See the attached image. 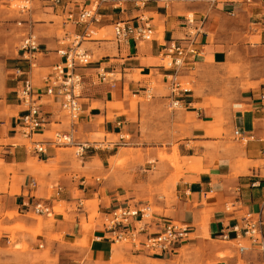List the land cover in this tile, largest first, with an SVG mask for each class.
<instances>
[{
  "label": "crops",
  "instance_id": "1",
  "mask_svg": "<svg viewBox=\"0 0 264 264\" xmlns=\"http://www.w3.org/2000/svg\"><path fill=\"white\" fill-rule=\"evenodd\" d=\"M118 1L116 6H105L100 11L101 21L93 25L100 31L107 30L110 38L102 39L95 34L94 40L89 39L84 28L80 30L82 27L65 22L66 16L60 9L57 13L63 19V38L53 33L46 23L34 24L31 28V33L39 34L40 45L35 54V67L30 71L36 94L43 92L45 79L51 75L53 67L64 61L60 51L76 45L91 56L88 66L76 70L84 78L85 89L83 114L72 133L73 145L55 147L49 144L55 133L70 128L59 102L47 96H41L45 123L35 137L45 143L46 153H34L21 143L18 123L24 108L16 92L25 79L21 73L29 72V62L21 48L5 49L3 39L0 40V249L10 244L12 231L8 229L22 227L23 231L16 232L17 242L30 245V264H33V247H55L83 240V219L89 223L94 210L99 218L95 217L88 228L91 231L88 246L76 252L82 264H116L121 256L117 250L123 251L121 264H264L261 252V239L264 238V83L243 92L233 102L232 139L208 134L214 131L210 122L216 110L199 108L203 103L201 97L190 92L166 96L154 94L151 89L152 83L170 85L168 79L172 72L160 67L163 46L186 39L190 34L196 37L201 53L196 66L214 67L227 63L231 53L248 45L247 40L240 39L241 35L252 31L249 24L258 25L254 21L261 18L262 13L256 14L252 7L260 5L259 1H253L254 4L246 0H172L169 4L161 0ZM63 2L75 12L87 4L86 0ZM44 3L52 7L49 1L44 0ZM188 17L193 18L192 24ZM143 20H148L155 31L151 40L120 42L112 34L117 23L142 24ZM238 29L246 30L235 40L232 32ZM73 36L75 41L71 42ZM260 39L264 44V35ZM66 41L70 44L64 45ZM45 70L50 73L46 74ZM134 98L146 101L137 102L133 107ZM169 102H178L192 120V139L178 142L180 155L177 154L181 161H189L185 168L189 171L178 179L175 177L168 185L171 196L167 200L160 196L161 187L169 176L172 178L173 169L159 160L156 148L150 150L142 144L141 133L154 112ZM177 114H173L174 120ZM236 130L242 133L243 139H235ZM47 133L52 136L46 137ZM98 134L105 135L103 140L97 139ZM116 137L118 141H114ZM129 137L132 149L143 148V157L128 151L130 148L122 151L121 144L127 143ZM190 143L198 145L189 148ZM72 148L78 150L76 157L68 151ZM121 155L135 156L128 161L129 172L125 176L117 168L114 173L110 172L107 166ZM141 162H144L146 174L140 173ZM32 181L37 182L35 188ZM95 201H98L97 206L92 203ZM39 202L53 209L64 203L65 208L64 214L55 215L54 223L43 225L42 236L34 240L33 230L39 228V223L33 218V206ZM127 203L150 204L153 209L155 206L161 210L155 212L149 233L158 232L157 228L163 223L178 222L190 227V237L173 254L161 256L114 242L107 232L105 218L114 208ZM247 216L263 222L262 236L256 242L246 237L238 238ZM34 241L38 245L34 246ZM241 246L246 247L243 253ZM116 254L119 257L114 260Z\"/></svg>",
  "mask_w": 264,
  "mask_h": 264
},
{
  "label": "rangeland",
  "instance_id": "2",
  "mask_svg": "<svg viewBox=\"0 0 264 264\" xmlns=\"http://www.w3.org/2000/svg\"><path fill=\"white\" fill-rule=\"evenodd\" d=\"M259 1V0H253ZM259 14L262 11L260 5H253L252 7ZM49 14L50 16H45ZM46 23L53 33H56L60 38L65 36V31L63 29V19L58 15L57 10L49 7V4L44 3V0H3L0 3V40L3 39L5 49H20L24 38L31 33V28L34 24ZM258 24L253 26L249 24V29L253 28L250 33L244 34L246 29L243 31L234 30L232 34H235V40L239 38L240 32L242 40H247L246 47H241L240 51L236 53H231L229 55V61L223 65H218L214 67H207L197 65L196 69L191 71H185L181 74L179 78L182 83V88L189 90L190 93H194L195 96L201 97L203 100L202 105L199 108L206 109L207 107H213L215 109V117L213 121L210 122L213 126L214 131L209 132V135L218 137L222 139L224 136L230 137L232 139V128L231 119L232 113L231 108L233 102L245 91L256 89L260 84L264 83V44H261L260 36L264 35V23L260 18L254 21ZM231 29L234 25H231ZM257 27H259L257 29ZM244 28V27H242ZM83 30V27L80 28ZM114 33L112 28V34ZM95 34L101 35V38H110L111 35L107 30H98L92 27L89 31V39ZM34 35L39 38L37 32ZM75 41V37H72L71 42ZM79 41V40H77ZM64 45L70 44V41L63 43ZM0 45L2 42L0 41ZM247 46H250L249 48ZM255 46H258L255 49ZM83 51L84 48H81ZM42 57V56H40ZM161 63V62H160ZM36 71H40L36 68ZM190 72V73H189ZM45 73H50L49 70H45ZM120 77V76H118ZM169 80V79H168ZM154 94L160 95H170L169 84H157L152 83L151 85ZM151 101L152 99L149 98ZM139 98L133 99V107H136L137 102H144ZM177 114V119L174 120L173 114ZM65 115V113L63 112ZM192 120L189 116H186L185 110L181 105L172 107V103H168L165 107H162L158 111H155L153 117L148 124L144 126L142 131V144L149 146L146 148L152 150L151 148H156L158 152L159 160L166 163L173 169L172 178L170 176L165 180L164 186L161 187L160 196L166 197L167 200L170 199L171 193L168 189V185L172 182L175 177L179 178V175L183 174L188 165V160L183 159L181 161L179 155L180 150L178 147V142L185 139H192ZM69 124V121L66 123ZM230 125L229 128H223L224 126ZM52 133H47L46 137H51ZM104 134H98L97 139L103 140ZM194 139V138H193ZM205 139V138H202ZM114 141H118V137L114 138ZM127 143L121 144L124 148L122 151H127L125 148H130V152L137 153L139 157H143V148L140 147L138 150H134L132 139L129 137L126 140ZM21 143H26L25 141ZM198 144H189V148L196 146ZM154 146V147H153ZM147 149V150H148ZM74 157H76L77 149H69ZM179 153V155L177 154ZM135 156L121 155L117 158L112 159L107 166L110 167V172L114 173V169L117 168L121 170L125 176L129 171H127V164ZM77 159V158H76ZM199 162L202 161L201 158L198 159ZM150 161V160H149ZM140 173H145L144 162H141ZM194 170H197L194 169ZM164 187V189H163ZM93 204H98V201L92 202ZM88 205V204H87ZM93 206V205H92ZM65 204H60L55 206L50 217H42L40 215L33 214V218L38 220L39 228L33 230L34 240L42 236V228L45 224H52L55 222V215L64 214ZM156 213L161 212L160 209L154 206ZM93 211V212H92ZM90 215L89 223L83 219V228L85 231V237L83 240L76 242L75 244H65L61 243V246L56 245L55 247H39L35 249L33 247V264H82L79 260L80 257L76 256V252H79L81 248L88 246V234L89 226L93 219L99 218V215L92 210ZM44 216V215H43ZM47 219V220H45ZM12 231L9 238L10 244L6 249H0V264H30L31 259L29 253L32 251L30 245L26 242H17L18 237L16 235L17 231H23L22 227H15L8 229ZM55 240H59L58 237H54ZM84 243V245H83ZM38 245V242L34 241V246ZM117 249V248H115ZM121 256L118 254L114 256V260L119 257L116 264H121L123 260V251L117 250ZM185 253V252H183ZM128 264V263H123Z\"/></svg>",
  "mask_w": 264,
  "mask_h": 264
},
{
  "label": "built area",
  "instance_id": "3",
  "mask_svg": "<svg viewBox=\"0 0 264 264\" xmlns=\"http://www.w3.org/2000/svg\"><path fill=\"white\" fill-rule=\"evenodd\" d=\"M47 1L53 9H60L64 12L67 24L83 27L87 35L93 25L101 21L100 11L108 4L116 6V3L119 2L118 0H86L87 4L75 12L70 10L69 4H64L63 0ZM161 1L169 4L172 0ZM246 2L254 4L253 0H246ZM259 4L262 8L260 19L264 23V0H259ZM135 5L140 6L137 2ZM187 20L190 24L193 23V18L188 17ZM154 33L155 31L148 20H143L142 24L120 22L114 27V34L120 42H144L151 40ZM197 46V39L191 34L186 39L173 41L171 44L163 46L160 67L172 72L169 78L171 96H176L181 92H189V90L182 88L179 78L183 72L191 71L199 62L201 53ZM39 48L37 37L33 33H28L22 42L21 51H23L26 61L29 62V72L21 73L25 79L16 92V98L24 108V115L18 123L20 137L26 142L24 145L34 153L45 154V143L35 138L36 133L45 123L41 112V96H47L59 102L69 121L70 129L55 133L49 144L55 147L73 145L75 140L72 133L83 114L85 89L84 78L76 70L88 66L91 62V56L76 45L60 51L64 61L53 67L51 75L45 79V86L40 95L34 92L33 79L30 75V71L35 67V54L39 52ZM103 80H105V76H103ZM149 92L148 97L152 98L151 90ZM178 105V102H172V107ZM234 137L235 139H243L239 130L234 131ZM31 184L35 188L37 182L32 181ZM152 210L153 207L150 204L139 203H127L116 207L105 218L104 223L107 232L114 242L129 245L136 251H144L156 256L173 254L180 244L190 237V227L178 222L163 223L157 228L158 232L149 233V226L152 225L155 217V211ZM33 212L36 215L50 217L53 208L46 203L39 202L33 206ZM262 227L261 219H253L247 216L244 219L241 236L238 238L246 237L256 242L258 237L262 236ZM245 250L246 247H240L241 253ZM261 252L264 255V238L261 239Z\"/></svg>",
  "mask_w": 264,
  "mask_h": 264
},
{
  "label": "bare ground",
  "instance_id": "4",
  "mask_svg": "<svg viewBox=\"0 0 264 264\" xmlns=\"http://www.w3.org/2000/svg\"><path fill=\"white\" fill-rule=\"evenodd\" d=\"M152 211L154 212L155 210L153 209Z\"/></svg>",
  "mask_w": 264,
  "mask_h": 264
}]
</instances>
